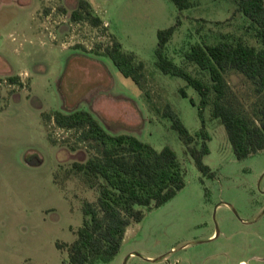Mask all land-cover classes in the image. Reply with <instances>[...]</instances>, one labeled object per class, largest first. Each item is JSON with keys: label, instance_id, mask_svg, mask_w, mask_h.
<instances>
[{"label": "rangeland", "instance_id": "obj_1", "mask_svg": "<svg viewBox=\"0 0 264 264\" xmlns=\"http://www.w3.org/2000/svg\"><path fill=\"white\" fill-rule=\"evenodd\" d=\"M87 1L103 24L72 20L77 0H0V264H67V249L56 243L73 242L82 202L98 193L72 167L96 152L95 143L49 118L74 109L91 112L111 134L169 146L185 170L184 187L144 209L116 255L95 264H264V149L235 158L206 110L203 163L213 176L202 175L164 115L168 106L194 134L201 121L190 99L198 95L163 73L154 54L157 31L172 25L164 53L177 65L191 44L220 33L254 43L235 0H190L182 10L172 0ZM113 41L142 62V88L104 54ZM12 75L22 83H9ZM225 77L233 100L251 111L259 99L252 83L235 70Z\"/></svg>", "mask_w": 264, "mask_h": 264}, {"label": "trees", "instance_id": "obj_2", "mask_svg": "<svg viewBox=\"0 0 264 264\" xmlns=\"http://www.w3.org/2000/svg\"><path fill=\"white\" fill-rule=\"evenodd\" d=\"M172 1L179 10L192 4L190 0ZM235 3L246 21L245 31L251 34L254 43L241 35L220 33L213 40L191 44L183 52V64L177 65L164 53L176 25L157 31L156 65L165 74L183 78L195 90L198 101L192 98L190 101L197 108L201 127L191 134L168 106L164 115L171 117L185 154L202 175L210 177L213 172L203 163L210 140L206 110L210 119L223 125L235 158L242 159L264 149V0H235ZM70 18L88 21L93 26L103 24L87 0L77 1ZM104 54L123 76L142 88L143 64L133 53L123 51L120 43L113 41L105 47ZM228 70H235L252 83L259 99L251 111L233 100L225 77ZM8 80L11 84L21 83L16 75ZM180 92L187 96L184 89ZM50 117L60 128L80 130L81 140L96 145L93 155L83 162L72 163L90 187L97 186L96 200L82 202L83 221L73 242L56 244L67 249V264L109 262L119 251L127 227L142 219L144 209L160 206L184 187V167L169 146L156 150L132 134H111L87 110L56 111Z\"/></svg>", "mask_w": 264, "mask_h": 264}, {"label": "crops", "instance_id": "obj_3", "mask_svg": "<svg viewBox=\"0 0 264 264\" xmlns=\"http://www.w3.org/2000/svg\"><path fill=\"white\" fill-rule=\"evenodd\" d=\"M78 1V0H77ZM19 77V76H18ZM19 80H20V82L22 83V81H21V79H20V77H19ZM75 110V109H74ZM71 111H73V110H66V112H71ZM50 116H52V114L50 115Z\"/></svg>", "mask_w": 264, "mask_h": 264}]
</instances>
